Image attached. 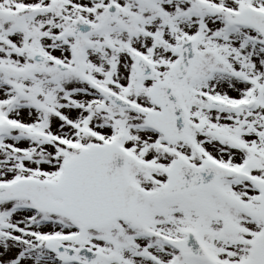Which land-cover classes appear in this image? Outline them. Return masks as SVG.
Instances as JSON below:
<instances>
[{"label":"rangeland","instance_id":"1","mask_svg":"<svg viewBox=\"0 0 264 264\" xmlns=\"http://www.w3.org/2000/svg\"><path fill=\"white\" fill-rule=\"evenodd\" d=\"M25 1L31 3L22 22L25 34L13 40L0 33V83L8 85L0 86V181L23 176L57 181L65 159L87 134L84 130L108 135L125 125L146 124L140 113L108 103L94 83L152 110L160 107L150 101V88L157 80L172 84L188 109L192 140L159 142L155 131H133L126 147H136L138 155L129 173L142 187L143 202L140 218L132 223L92 229L38 211L28 200L0 202V264H85L84 259L60 260L45 244L51 237L101 251L97 264H201L182 261L161 239L182 233L181 227L163 225L184 214L212 255L203 264H264V201L257 186L264 179V34L237 27L225 13L246 6L264 9V0H113L117 14L107 12L111 0ZM15 6L17 19L24 11L16 0H0L4 13ZM84 19L98 23L99 32L63 35ZM188 39L195 40L196 57L190 74L179 81L171 68L179 57L176 46ZM32 51L50 57L46 71L29 67ZM139 54L153 62V78L137 79L132 65ZM55 61L75 65L77 71L58 73ZM12 80L23 84V95L12 89ZM211 98L232 107H211ZM251 99L257 100L254 109L247 106ZM108 121L112 129L105 127ZM179 154L197 162L223 161L236 174L221 181L219 191H210L208 196L220 194L215 201L189 199L183 209L176 201L164 207L169 199L146 195L153 187L157 192L166 180L168 160Z\"/></svg>","mask_w":264,"mask_h":264},{"label":"water","instance_id":"2","mask_svg":"<svg viewBox=\"0 0 264 264\" xmlns=\"http://www.w3.org/2000/svg\"><path fill=\"white\" fill-rule=\"evenodd\" d=\"M114 10V7H110ZM230 18L242 25H253L264 32V13L253 9L242 12H229ZM76 29L69 34L83 35L95 30L94 25L85 22L78 23ZM194 41L181 45V58L176 63L173 73L177 79H184L190 72L195 56ZM35 67L43 68L46 58L40 53L33 55ZM62 71L74 70L73 67L63 63H57ZM138 74L142 77L151 75V64L144 58L137 63ZM112 103L122 108L142 110L118 95L106 91ZM152 100L162 107V111L148 112V120L166 136L174 139H187L188 117L186 109L181 102L179 92L173 90V86L166 82H157L151 90ZM213 103L222 104L218 101ZM94 146L87 150L86 155L70 162L65 169V174L58 183L41 182L25 179L13 185L0 187L1 198L26 197L30 198L36 207L44 210L63 213L73 219L80 220L86 225L103 226L117 217H131L134 212L136 191L129 183L126 176L127 157H122L118 150H109V147ZM95 154L101 157L94 159ZM82 157V158H81ZM229 170L208 163L195 166L190 163L176 162L170 169V180L165 186L168 196L178 192H185L199 187L210 185L213 180ZM264 198V182H260ZM61 199V201L57 200ZM48 245L60 254L63 259L77 260L79 257L87 259L86 264H95L99 253L88 248L74 249L59 243L58 239H52ZM179 248L185 254L203 256L202 246L196 236H189L182 240ZM67 251L70 253L68 254Z\"/></svg>","mask_w":264,"mask_h":264},{"label":"flooded vegetation","instance_id":"3","mask_svg":"<svg viewBox=\"0 0 264 264\" xmlns=\"http://www.w3.org/2000/svg\"><path fill=\"white\" fill-rule=\"evenodd\" d=\"M217 184H218V182H216L215 184H213V185H212L211 187H209V188H205V189L197 190V191L191 193V195L204 196L203 193H205V192L208 191V190L213 189L214 187H216Z\"/></svg>","mask_w":264,"mask_h":264}]
</instances>
